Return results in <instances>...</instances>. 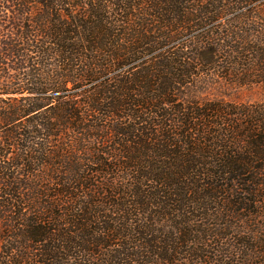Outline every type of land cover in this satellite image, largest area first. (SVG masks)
Instances as JSON below:
<instances>
[{"label":"trees","instance_id":"obj_1","mask_svg":"<svg viewBox=\"0 0 264 264\" xmlns=\"http://www.w3.org/2000/svg\"><path fill=\"white\" fill-rule=\"evenodd\" d=\"M211 77L264 88V0H0V264H264V103Z\"/></svg>","mask_w":264,"mask_h":264},{"label":"rangeland","instance_id":"obj_2","mask_svg":"<svg viewBox=\"0 0 264 264\" xmlns=\"http://www.w3.org/2000/svg\"><path fill=\"white\" fill-rule=\"evenodd\" d=\"M185 97L197 102L211 101L235 105H253L264 103V88L259 85L240 87L211 77L202 79L194 86L189 87L185 92ZM261 206L264 205L262 204ZM258 212L260 213V211ZM261 222V220L257 222L260 226L258 227L259 231L255 234L257 240L259 238H263L264 240V227H261Z\"/></svg>","mask_w":264,"mask_h":264}]
</instances>
